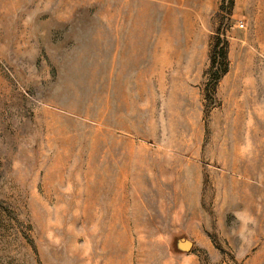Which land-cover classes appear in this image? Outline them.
<instances>
[{
  "label": "rangeland",
  "instance_id": "1",
  "mask_svg": "<svg viewBox=\"0 0 264 264\" xmlns=\"http://www.w3.org/2000/svg\"><path fill=\"white\" fill-rule=\"evenodd\" d=\"M0 264H264V0H0Z\"/></svg>",
  "mask_w": 264,
  "mask_h": 264
},
{
  "label": "trees",
  "instance_id": "2",
  "mask_svg": "<svg viewBox=\"0 0 264 264\" xmlns=\"http://www.w3.org/2000/svg\"><path fill=\"white\" fill-rule=\"evenodd\" d=\"M215 66L214 62L212 63V68Z\"/></svg>",
  "mask_w": 264,
  "mask_h": 264
},
{
  "label": "built area",
  "instance_id": "3",
  "mask_svg": "<svg viewBox=\"0 0 264 264\" xmlns=\"http://www.w3.org/2000/svg\"><path fill=\"white\" fill-rule=\"evenodd\" d=\"M241 27H242V25H241Z\"/></svg>",
  "mask_w": 264,
  "mask_h": 264
}]
</instances>
